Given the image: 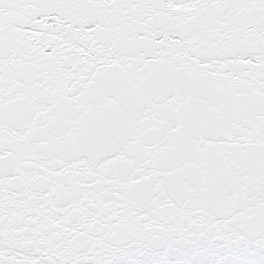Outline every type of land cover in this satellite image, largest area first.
<instances>
[{"label":"snow or ice","instance_id":"1","mask_svg":"<svg viewBox=\"0 0 264 264\" xmlns=\"http://www.w3.org/2000/svg\"><path fill=\"white\" fill-rule=\"evenodd\" d=\"M0 264H264V0H0Z\"/></svg>","mask_w":264,"mask_h":264}]
</instances>
